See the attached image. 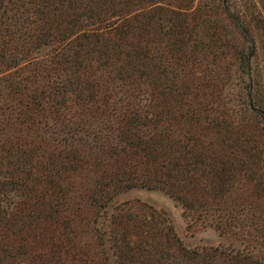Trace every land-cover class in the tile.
<instances>
[{"label": "trees", "instance_id": "1", "mask_svg": "<svg viewBox=\"0 0 264 264\" xmlns=\"http://www.w3.org/2000/svg\"><path fill=\"white\" fill-rule=\"evenodd\" d=\"M259 2L0 0V264H92L69 232L87 170L102 264H173L158 246L174 243L185 264H264V210L228 205L239 177L264 201ZM133 189L162 191L221 236L240 223L247 245L185 248L123 213Z\"/></svg>", "mask_w": 264, "mask_h": 264}, {"label": "rangeland", "instance_id": "2", "mask_svg": "<svg viewBox=\"0 0 264 264\" xmlns=\"http://www.w3.org/2000/svg\"><path fill=\"white\" fill-rule=\"evenodd\" d=\"M198 1V0H196ZM236 3L241 4L244 8V0H235ZM249 1V0H248ZM258 3L259 0H257ZM197 5V2L194 3ZM263 5L258 4V8L263 12ZM263 57L259 53L255 61L253 60V66L255 68L256 74L255 78L263 81L264 79V62H262ZM207 64L208 63L207 61ZM211 66V65H210ZM227 66V65H226ZM264 167V165H262ZM244 177H239L236 181L234 188L231 191V200L229 202V207L232 209V204L236 205V216L241 218V214L244 212L243 208L250 206L251 209H254V213H257L258 210H264V201L258 196L254 188L247 182H244ZM94 184V175L91 171H84L74 179V193L72 194V201L76 204L80 203L78 196L81 197L83 201L82 205V214L83 220L81 223H72L71 236L77 244L84 246L81 252V257L84 255L89 258L92 264H102L101 257L103 258L102 247L100 246L96 223H95V208H92L89 205L88 199V189ZM258 192V191H257ZM75 195V197H73ZM24 199V193L21 191L11 192L9 194L8 201L5 198V202L12 206L16 203L19 204ZM117 204L123 209L124 214H130L136 219V223H155L160 228L165 226L173 228L176 237L183 247L188 249L197 250L199 252L205 250H215L222 249L227 251L229 247L234 248L238 251H242L246 244L249 235H242L240 230V223H236V228L234 229L235 233H238L235 236L232 232V236H221L218 230L215 227V223H203V220H197L193 223L190 220L184 218L182 214L181 207L174 202L171 198L166 196L162 191L159 190H147V189H133L125 194H122L117 199ZM227 205V203H225ZM212 207H217L216 203L211 204ZM226 208V206H222ZM228 207V208H229ZM232 213V212H231ZM210 222V221H209ZM193 225L191 228L189 225ZM189 226V227H188ZM64 229V228H63ZM65 230V229H64ZM64 231L56 233V243L67 241V238L62 235ZM158 236V235H157ZM60 238V241H58ZM132 240L135 241V237H132ZM158 240L165 242V239L162 235L158 236ZM151 241V240H150ZM245 243L244 245L242 243ZM176 243L172 244L167 250L163 245L159 244V255L161 251L168 252V257L173 261V264H185L179 259L178 253L176 252ZM162 249V250H161ZM66 248L62 250V253L65 254ZM261 255H264L262 250ZM63 258H66L63 257ZM68 258V257H67ZM100 260V261H99ZM166 258L164 259V261ZM81 264V263H77Z\"/></svg>", "mask_w": 264, "mask_h": 264}]
</instances>
